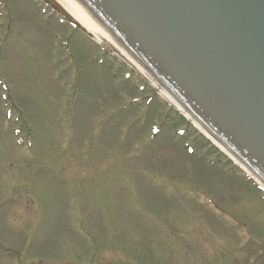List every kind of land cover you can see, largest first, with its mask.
<instances>
[{"label": "rangeland", "instance_id": "obj_1", "mask_svg": "<svg viewBox=\"0 0 264 264\" xmlns=\"http://www.w3.org/2000/svg\"><path fill=\"white\" fill-rule=\"evenodd\" d=\"M0 1V264H264L228 157L83 27Z\"/></svg>", "mask_w": 264, "mask_h": 264}, {"label": "water", "instance_id": "obj_2", "mask_svg": "<svg viewBox=\"0 0 264 264\" xmlns=\"http://www.w3.org/2000/svg\"><path fill=\"white\" fill-rule=\"evenodd\" d=\"M53 2L171 106L140 61L264 181V0Z\"/></svg>", "mask_w": 264, "mask_h": 264}, {"label": "bare ground", "instance_id": "obj_3", "mask_svg": "<svg viewBox=\"0 0 264 264\" xmlns=\"http://www.w3.org/2000/svg\"><path fill=\"white\" fill-rule=\"evenodd\" d=\"M252 212V211H251ZM253 213V212H252Z\"/></svg>", "mask_w": 264, "mask_h": 264}]
</instances>
